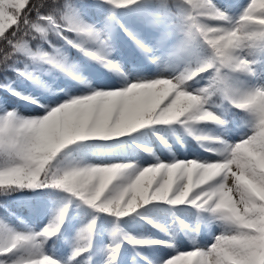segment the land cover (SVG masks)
<instances>
[{"label":"clouds","instance_id":"obj_1","mask_svg":"<svg viewBox=\"0 0 264 264\" xmlns=\"http://www.w3.org/2000/svg\"><path fill=\"white\" fill-rule=\"evenodd\" d=\"M190 3L194 11L185 9L183 13L186 31L190 34L191 41L202 40L207 45L210 50L207 60L186 67L171 77L144 80L142 83L126 82V89L123 86L110 90L115 92L135 89L140 94H146L149 103L125 118L104 125L89 124L72 132L58 133L48 146L36 151L30 169L7 175L0 173V195L36 188L45 179L51 183L62 177L63 186L60 189L82 199L84 195L94 192L96 183L105 177H110L115 182L116 190L120 185L127 187L140 183L147 187L155 177L167 176L165 185L147 199L154 198L171 205L194 206L205 214L208 222H217L222 229L209 248L215 247V242L218 241L231 254L230 264H264V87H231L225 92L219 88H211L210 80L206 86L187 90L190 87L188 81L221 60L225 53L226 60H221L214 76L221 67L237 71L254 63L248 57L257 48V39L264 38V0H252L238 18L222 11L213 0H190ZM86 56L120 74V69L114 70L106 63L90 55ZM14 58L11 57L10 60ZM8 61L0 55V71L7 68ZM17 71L25 72L27 69ZM246 72L251 73L252 67ZM177 77H181L182 83H174ZM13 92L17 99L39 105V101L32 97ZM218 93L223 101L249 117L250 134L238 142L229 143L211 131L197 130L194 127L202 122L218 126L227 124L225 119L211 110L215 103L213 97ZM177 96L181 98L179 107L169 102ZM67 106L62 102L40 117L24 116L16 108H0L3 110L0 112L14 113L19 127L28 128L27 143L31 146L42 139V133L51 119ZM155 125H179L205 151L215 153L219 159L211 162L178 160L175 164L160 162L144 167H137L133 163L90 164L67 158L57 160L62 150L76 142L125 137ZM171 131L176 135L174 129ZM152 134L164 143L162 134L155 130H152ZM165 146L167 147L166 144ZM137 147L151 154L150 148L141 144H137ZM172 169L175 171H171ZM169 182L175 183V191H168ZM104 187L107 188L108 185L105 184ZM139 202L143 203V198ZM135 207L136 204L129 201L123 204V211L126 214L134 211ZM59 225L60 221L54 217L40 232L31 234L27 239L7 233L0 234V253H8L2 264H52L49 257L42 254L43 241L40 238L44 234H54ZM88 225L78 233V242L84 247L88 241ZM139 242L150 244L157 241Z\"/></svg>","mask_w":264,"mask_h":264},{"label":"rangeland","instance_id":"obj_2","mask_svg":"<svg viewBox=\"0 0 264 264\" xmlns=\"http://www.w3.org/2000/svg\"><path fill=\"white\" fill-rule=\"evenodd\" d=\"M249 2L250 0H213L218 8L233 18H238ZM186 8L187 6L183 3V0L175 1L174 10H168L163 6L153 7L147 0L139 1L133 6L118 8V11H115L110 17L92 25L95 30L101 33V38L104 40L102 49L97 43L92 42L83 35L74 34V43L81 44L82 47L91 51H104L107 54H112L111 57L104 56V58L116 63L119 66L120 74L106 69L101 63L86 56L77 48L64 44L53 48V51L59 50L57 59L64 64L65 70L54 68L43 61L34 63L31 69L27 71L32 72L40 81V84L18 74L6 86V92L12 102L0 98V108H16L24 116L40 117L46 114L45 107L50 110L51 107L67 102L71 98L90 94L91 90H115L126 86V82L171 77L186 67L203 63L210 55V50L203 44L204 42L197 40L184 44L185 36L181 25ZM78 13L83 14V11L79 9ZM133 21H145L144 28L141 26L139 30L144 37L142 43L149 49V51L143 53L146 67L137 57V43L128 35V33H131L130 23H133ZM153 21L158 22L154 23ZM103 22L106 26H101ZM131 35L133 36L132 33ZM182 45H184L183 51L177 54V50ZM248 58L254 61L251 66V73L233 71L227 68L221 69L223 88L264 87V42H258L257 48ZM150 64L154 66V70L148 68ZM94 71L95 74H93ZM69 72L73 74L70 75ZM209 75L210 71L207 73V76ZM76 79L79 81H76ZM209 82V77L200 80L194 78L188 83L190 87L187 90L198 89L206 86ZM12 91L20 92L25 96L38 100L39 105L17 99L16 96L12 95ZM211 110L221 116L218 108L212 106ZM0 114L3 113L0 112ZM194 127L197 130L211 131L229 143L238 142L250 134L251 131V126L244 123L233 133L228 132L222 126L210 125L204 122L196 124ZM171 129L175 130L176 135L172 134ZM152 130L162 134L164 143H160L161 140L159 141L152 134ZM162 130L163 132H161ZM184 141L196 146L198 153L176 152L174 150L175 146L183 147ZM137 144H141L146 148L152 147L159 157H162L163 153L166 152H176L177 157L174 161L198 160L211 162L219 159L215 153L205 151L196 140L184 133L179 125H155L129 136L110 140L79 141L67 146L61 154L70 161H81L90 164L133 163L135 166L141 167V162L137 161V158L138 151L143 148L137 147ZM21 198H24L22 194L16 196V199ZM65 207L67 210L63 221L73 225L74 236L71 238L70 243L63 246L48 244L47 238H40L43 241L41 251L54 259L57 264H85V259L77 260L74 254L76 249L79 248V229L86 223L82 218L86 211L85 203L68 192L63 190L61 192L54 191L52 198L38 202L35 205V212H38V214L24 216L22 218L24 225L17 227L15 232L25 235L38 233L55 217L58 211ZM93 219L91 218L89 223H93ZM4 227L11 231L8 223ZM207 231L210 240L205 245L196 248L207 249L214 243L215 237L221 234L222 229L217 222H208ZM125 250V258L119 264H134L136 258L133 252L127 247H125ZM99 257L101 260L106 261L108 259V249L103 248ZM155 260L162 262L164 257L159 256Z\"/></svg>","mask_w":264,"mask_h":264},{"label":"snow or ice","instance_id":"obj_3","mask_svg":"<svg viewBox=\"0 0 264 264\" xmlns=\"http://www.w3.org/2000/svg\"><path fill=\"white\" fill-rule=\"evenodd\" d=\"M109 5L116 8L126 7L135 2V0H105ZM252 0L248 3L250 5ZM183 3L187 6L186 9L194 11L190 0H183ZM161 4H166V0H161ZM43 0H0V55H3L5 60H10L11 57L22 54L28 57L33 62L43 61L52 66L58 67L61 70H65L64 64L57 59L59 56V50H54L53 54L42 51L37 48L33 51L29 45L31 41L39 39L46 41L49 32H54L56 35H60L67 40V43L72 47L82 51L85 55H90L94 59H97L103 63H106L108 67L114 70H119V66L113 61L104 58L100 51H91L82 47L81 44L74 43L72 40L63 36L65 32H72L77 35H83L92 42L97 43L101 49L104 46V40L101 38V33L95 30L92 26L87 25L80 21L74 11L66 4L63 9L53 7L46 12H42ZM185 19L183 17L182 30L185 36L186 45L191 41L190 34L186 31ZM154 23L158 21H153ZM128 35L137 43V45L149 51L147 46L141 41L136 40L131 33ZM258 42H264V38H258ZM184 45L177 50V54L183 51ZM7 53V55H4ZM226 53L221 60H226ZM221 60H218L215 64L207 67L205 71L211 68L216 69L220 67ZM252 65L246 66L244 69H238L237 71L246 72ZM12 67V65H7ZM27 68V66H26ZM222 69V67H221ZM219 73L212 77L211 88H219L223 91H227V88H223V76ZM13 70H16L13 68ZM203 71V72H205ZM202 73V72H201ZM21 76L32 79L34 83L40 84V81L33 75L32 72L25 71L19 72ZM69 74H73L69 72ZM200 74V73H199ZM198 74V75H199ZM183 77V73H181ZM181 77H177L174 83H182ZM143 81L134 82L142 83ZM127 85L125 86V89ZM11 91V89H9ZM94 93V94H93ZM15 95V93H12ZM180 97L177 96L174 99H170V103H174L179 107ZM68 106L63 108L56 116H54L49 125L44 129L42 133V139L39 142H34L31 146L28 145L27 140L29 137L28 128L19 127L18 118L14 113L4 112L0 115V173L5 175L15 173L17 171H26L30 169L34 163L36 151L42 147L48 146L52 139L60 132H72L89 124L104 125L108 122L116 121L121 118H125L131 113L143 108L149 101L146 99V94H140L137 90H118L112 92L110 90H91L90 94L80 96V98H71L65 102ZM52 108V107H51ZM0 111H3L0 109ZM46 113L49 112L45 107ZM160 163V162H157ZM164 163V162H163ZM176 161L165 163L175 164ZM171 171H175L172 169ZM168 180L167 176L155 177L151 184L147 187L143 184H137L135 186L120 185L114 190L115 182L110 180V177H105L96 183V190L92 193L86 194L82 197V200L88 206L96 209L99 212H104L114 217L120 218L128 216L136 211V209L142 205L148 204L152 201H160L157 199H147L149 195L156 190H160L165 181ZM108 187L105 188L104 185ZM63 186V178L54 180L49 183L48 180L40 183L37 187H55L60 188ZM168 191H175V183L169 182L167 185ZM75 196V195H74ZM77 197V196H76ZM111 197L110 199H108ZM191 197V194H189ZM143 198V203H140V199ZM134 202L136 204L134 211L124 213L123 204L126 202ZM103 202V203H102ZM163 202V201H162ZM98 205V207H96ZM66 207L61 209L55 215L56 219L60 221V226L63 222V217L66 212ZM55 231L52 235L44 234L42 238H50L54 236L58 231ZM93 230V224L90 223L87 228L88 241L87 246L83 248H77L75 255H79L80 252L87 250L90 245L91 235ZM11 234L12 236H22L29 238L31 234L14 233L7 230L0 225V234ZM128 243L134 245H143L140 243L141 239H135L133 237H125ZM159 243V242H156ZM171 247V245H168ZM118 246L110 247L109 258L107 264H114ZM43 254V252H42ZM8 253H0V256H6ZM45 255V254H43ZM47 256V255H46ZM49 257V256H48ZM231 254L220 246V243L215 242V247L207 249L195 248L192 251L182 252L169 258L165 264H230ZM52 264L57 262L50 258ZM2 264V260H0Z\"/></svg>","mask_w":264,"mask_h":264},{"label":"trees","instance_id":"obj_4","mask_svg":"<svg viewBox=\"0 0 264 264\" xmlns=\"http://www.w3.org/2000/svg\"><path fill=\"white\" fill-rule=\"evenodd\" d=\"M139 1L141 0H135L133 4L128 6H133ZM147 1L153 7L163 6L168 10L175 9L176 0H166V4L164 5L161 4V0ZM33 2H36V0H33ZM66 4L74 11L80 21L90 26L109 17L118 9L107 4L105 0H43L41 11L46 12L53 7L63 9ZM79 9L83 11V14L78 13ZM74 34L72 32H65L63 36L74 42ZM64 44L70 45L60 35L49 32L46 41L33 40L29 47L33 51L39 48L44 52L53 54V48ZM14 57V59L8 61V64L12 65V67H7L0 71V85H3L0 87V98H5L10 102L12 101L6 92L7 83L18 76L19 71L17 70L30 69L33 63L40 62H33L22 54ZM13 68L16 70H13ZM208 71H210L209 76H207ZM208 71L200 73L195 78L200 80L209 77L211 80L215 71L214 69ZM213 100L215 101L213 106H216L220 110L221 117L227 121L224 127L228 132L232 133L236 131L242 123L251 126L247 114L231 107L226 101L221 99L219 93L213 97ZM183 145V147L179 145L175 146L174 150L178 153L182 151L192 152L193 154L198 153L196 146L190 145L189 142L184 141ZM150 149L151 154L145 152L143 149L138 151L137 161L141 162V167L157 162L170 163L177 156L176 152H166L163 153L162 157H159L153 148ZM64 159L65 157L60 153L57 160ZM53 163L55 164L56 161ZM116 183L118 184L119 181ZM54 191L61 192L62 189L36 187L21 189L7 195H0V225L4 227L8 223L11 232L16 233L15 229L24 225L22 218L27 215L35 216L36 213L38 214V212H35V205L42 200L52 198ZM18 194H22L24 198L16 199ZM85 208L86 211L82 218L86 223L80 227L79 232L89 224L91 218H94L90 245L87 247V250L76 255L77 260L85 259V264H107L108 259L103 261L99 257L100 252L103 248L108 249L109 258L110 247L117 245L119 247L114 264H119L125 258V247L130 248L133 252L136 258L134 264H165L172 256L192 251L198 246L205 245L210 240L205 214H202L201 210L190 204L171 205L162 201H152L138 207L135 212L128 216L120 218L99 212L87 204H85ZM72 226L67 221L62 222L59 231L54 236L47 238L48 244L63 246L66 243H70L71 238L74 236ZM127 236L135 239L157 241L159 243L134 245L127 242L125 239ZM78 244L79 248L84 247L80 242ZM168 245H171V247ZM159 256L164 257L162 262L155 261ZM0 260H5V256H0Z\"/></svg>","mask_w":264,"mask_h":264},{"label":"bare ground","instance_id":"obj_5","mask_svg":"<svg viewBox=\"0 0 264 264\" xmlns=\"http://www.w3.org/2000/svg\"><path fill=\"white\" fill-rule=\"evenodd\" d=\"M145 21H133V23H130L131 25V33L133 34V36L136 37V40L139 41H144V37H143V33H141V31L139 30L141 28V26L143 27ZM101 26H106L105 22L101 23ZM144 28V27H143ZM136 45V44H135ZM137 46V50H138V58L140 60V62L146 67V60L143 58V53L146 52L144 51L142 48H140L138 45ZM101 55L105 56V57H111L112 54H107L104 51H100ZM148 68L150 70H154V66L152 64H150L148 66ZM146 68V69H148ZM93 74H95V71L93 72ZM76 81H79L78 79H76Z\"/></svg>","mask_w":264,"mask_h":264}]
</instances>
